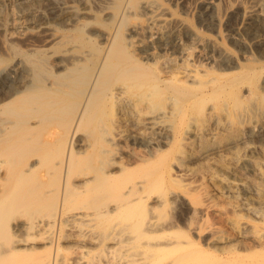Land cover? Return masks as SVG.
Returning <instances> with one entry per match:
<instances>
[{"label":"bare ground","instance_id":"bare-ground-1","mask_svg":"<svg viewBox=\"0 0 264 264\" xmlns=\"http://www.w3.org/2000/svg\"><path fill=\"white\" fill-rule=\"evenodd\" d=\"M252 1L0 0V264H264Z\"/></svg>","mask_w":264,"mask_h":264},{"label":"rangeland","instance_id":"rangeland-1","mask_svg":"<svg viewBox=\"0 0 264 264\" xmlns=\"http://www.w3.org/2000/svg\"><path fill=\"white\" fill-rule=\"evenodd\" d=\"M12 2H13V4H16V5H14L15 7H18L20 4H21V1L22 0H11ZM182 1V0H181ZM218 1V0H217ZM226 1H227V3H226ZM238 2L240 1V0H237ZM236 0H219L218 2H219V4H220V6H221V8H225L227 5H232L233 7H235V11H229L228 13H223L224 15L222 16V19L224 18V19H226V21L223 19V22H221V23H219V24H216L213 28H207V27H205V26H203L202 24H200L199 22V19H198V14H199V12H200V8L199 7H201V5H200V0H183V2H182V4H180V6H173L174 7V9H175V11L177 12V13H179L180 15H182V16H184V17H186L189 21H190V23L195 27L196 26V28H199L201 31H203V33H205L206 35H210V36H212V37H214V38H217V39H219V31H222L224 34H227V33H229V31L231 32V31H235V32H237L238 33V36H240V38L242 39V38H244L243 40L247 43V42H249L248 41V38L246 37V35H244L243 36V32H242V26H243V17H242V15H243V11H242V9H241V7L242 8H244V7H246V5H247V7H249V6H251V4L253 5L254 4V1H252V0H241L239 3L237 2ZM243 1V2H242ZM253 3H252V2ZM188 2V3H187ZM223 2V3H222ZM248 2V3H247ZM237 3V4H236ZM243 3V4H242ZM238 4H240L239 6H237ZM182 5H183V7H182ZM199 5V6H198ZM224 5V6H223ZM193 6V7H192ZM180 9V10H179ZM184 9H186V10H184ZM240 9V10H239ZM197 10V11H196ZM181 11V12H180ZM238 11V12H237ZM235 14H234V13ZM237 12V13H236ZM189 13H190V15H189ZM196 14V16H195V14ZM231 14H232V16H231ZM239 14V16L241 17H238L237 15ZM242 14V15H241ZM231 16V17H230ZM196 17V18H195ZM238 17V18H237ZM232 18V19H231ZM240 20H241V22H240ZM239 23V24H238ZM200 24V25H199ZM222 24V25H221ZM233 24V25H232ZM235 24V25H234ZM227 25V26H226ZM203 27V28H202ZM220 27V28H219ZM226 27V28H225ZM234 27L236 28V29H234ZM239 27V28H238ZM241 28V29H240ZM208 29V30H207ZM210 29V30H209ZM220 29V30H219ZM216 30V31H215ZM224 30V31H223ZM229 30V31H228ZM241 30V31H240ZM240 31V32H239ZM242 32V33H241ZM223 43H225V44H229V40H227V38L226 37H224L223 38ZM252 48H248V50H251Z\"/></svg>","mask_w":264,"mask_h":264}]
</instances>
